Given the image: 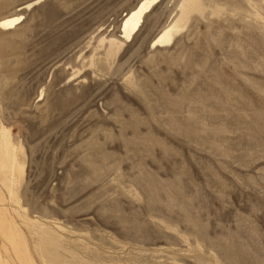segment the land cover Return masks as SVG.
<instances>
[{
  "label": "rangeland",
  "instance_id": "obj_1",
  "mask_svg": "<svg viewBox=\"0 0 264 264\" xmlns=\"http://www.w3.org/2000/svg\"><path fill=\"white\" fill-rule=\"evenodd\" d=\"M140 1L0 0V264H264V0Z\"/></svg>",
  "mask_w": 264,
  "mask_h": 264
},
{
  "label": "bare ground",
  "instance_id": "obj_2",
  "mask_svg": "<svg viewBox=\"0 0 264 264\" xmlns=\"http://www.w3.org/2000/svg\"><path fill=\"white\" fill-rule=\"evenodd\" d=\"M158 0H141L137 6L125 16L121 34L122 36L129 41L134 34L139 30L144 15L149 12L150 8ZM22 20L20 15L11 16L0 20V27L3 29H11L17 25ZM174 27H165L164 30L157 36L155 39V44H165L171 41L172 30Z\"/></svg>",
  "mask_w": 264,
  "mask_h": 264
}]
</instances>
